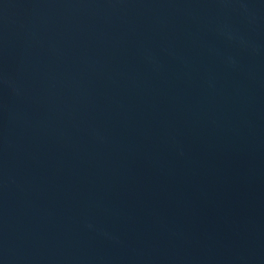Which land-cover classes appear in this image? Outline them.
Segmentation results:
<instances>
[{
  "label": "water",
  "instance_id": "1",
  "mask_svg": "<svg viewBox=\"0 0 264 264\" xmlns=\"http://www.w3.org/2000/svg\"><path fill=\"white\" fill-rule=\"evenodd\" d=\"M0 264H264V0H0Z\"/></svg>",
  "mask_w": 264,
  "mask_h": 264
}]
</instances>
